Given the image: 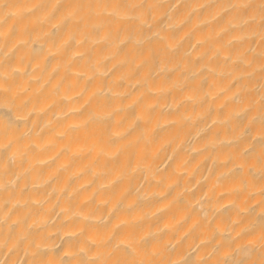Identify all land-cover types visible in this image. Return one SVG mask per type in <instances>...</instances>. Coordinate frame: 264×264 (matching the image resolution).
<instances>
[{
  "label": "bare ground",
  "instance_id": "1",
  "mask_svg": "<svg viewBox=\"0 0 264 264\" xmlns=\"http://www.w3.org/2000/svg\"><path fill=\"white\" fill-rule=\"evenodd\" d=\"M0 264H264V0H0Z\"/></svg>",
  "mask_w": 264,
  "mask_h": 264
}]
</instances>
